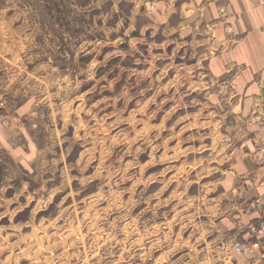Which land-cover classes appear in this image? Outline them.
<instances>
[{
    "label": "rangeland",
    "instance_id": "rangeland-1",
    "mask_svg": "<svg viewBox=\"0 0 264 264\" xmlns=\"http://www.w3.org/2000/svg\"><path fill=\"white\" fill-rule=\"evenodd\" d=\"M129 8L0 0V123L22 124L40 150L19 178L0 175V262L223 264L220 191L182 150L212 132L204 84L175 41L138 29L130 36L142 41L127 40ZM223 84L222 97L234 90ZM257 113L247 122L258 126Z\"/></svg>",
    "mask_w": 264,
    "mask_h": 264
},
{
    "label": "crops",
    "instance_id": "crops-1",
    "mask_svg": "<svg viewBox=\"0 0 264 264\" xmlns=\"http://www.w3.org/2000/svg\"><path fill=\"white\" fill-rule=\"evenodd\" d=\"M127 1V40L142 41L130 36L138 29L140 34L161 35L152 41H175L182 54L193 56L192 72L197 83L204 84L201 90L210 108L206 114L214 118L201 122L212 125V132L207 133V143L183 139L182 150L192 154L193 165H207V189L220 191L212 197L218 224L229 238L223 264H264V167L255 162L258 126L246 120L256 111L255 101L264 86V0ZM116 11L114 3L113 17ZM114 24L120 28V21ZM196 63H204L205 72ZM227 81H233L234 90L222 97ZM30 102L27 98L18 112L26 114ZM196 123L193 117L190 124ZM0 147L6 163L0 167L4 180L19 178L25 165L40 154L27 129L14 122L10 127L0 123ZM214 174L218 178L212 181ZM236 242L243 251L234 248Z\"/></svg>",
    "mask_w": 264,
    "mask_h": 264
},
{
    "label": "built area",
    "instance_id": "built-area-1",
    "mask_svg": "<svg viewBox=\"0 0 264 264\" xmlns=\"http://www.w3.org/2000/svg\"><path fill=\"white\" fill-rule=\"evenodd\" d=\"M230 87H234L233 84H231ZM255 109L258 113L255 116V119H253V117L251 118L252 121L256 120L258 123L257 134L255 137L259 145L255 151V160L259 167H264V89L258 96ZM234 248L238 251L244 250L243 245L239 242L234 244Z\"/></svg>",
    "mask_w": 264,
    "mask_h": 264
}]
</instances>
